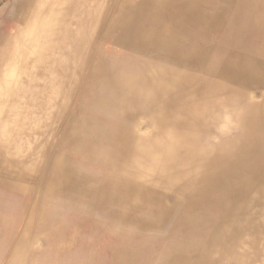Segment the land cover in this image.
<instances>
[{
  "label": "bare ground",
  "instance_id": "1",
  "mask_svg": "<svg viewBox=\"0 0 264 264\" xmlns=\"http://www.w3.org/2000/svg\"><path fill=\"white\" fill-rule=\"evenodd\" d=\"M48 236L44 264H264V0L0 7V264Z\"/></svg>",
  "mask_w": 264,
  "mask_h": 264
},
{
  "label": "rangeland",
  "instance_id": "2",
  "mask_svg": "<svg viewBox=\"0 0 264 264\" xmlns=\"http://www.w3.org/2000/svg\"><path fill=\"white\" fill-rule=\"evenodd\" d=\"M7 1L8 0H0V7H2ZM45 223H47V221H45ZM121 228L122 229L120 230V233L122 234V236H124V238H127V239H131L133 237V232H135V230H137L136 225L134 223L122 224ZM152 237L164 240V238L166 236L163 237L162 233L153 232L152 233ZM194 238H196V236ZM50 239H51V237H49V236L48 237H40V239H39L37 244L32 243V248L35 247L36 250H42V251L39 252V254L36 255V254L32 253V251L29 250L28 252H31V253L30 254L28 253V256L25 257V260H26L27 264H44V262L47 261V258L44 256L45 253L43 252L44 248H42L41 245H43L45 247L44 241L46 240L48 242V244H49L50 243ZM45 250H46V247H45ZM160 254H161L160 250L155 252L153 254V258L152 259H154L156 257L154 260L156 262H158L161 259V255ZM65 256H69V255H65ZM65 256H63V257H65ZM72 256H69V257H72ZM74 257L77 258V259H83V258L86 257V254H83L82 252H79L77 255H74ZM96 257L97 258H95L94 261H92V264H104L103 263L104 259H101V257H98V256H96Z\"/></svg>",
  "mask_w": 264,
  "mask_h": 264
}]
</instances>
